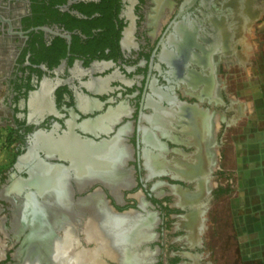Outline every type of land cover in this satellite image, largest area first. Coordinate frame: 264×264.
I'll return each instance as SVG.
<instances>
[{
    "label": "flooded vegetation",
    "instance_id": "obj_1",
    "mask_svg": "<svg viewBox=\"0 0 264 264\" xmlns=\"http://www.w3.org/2000/svg\"><path fill=\"white\" fill-rule=\"evenodd\" d=\"M263 18L264 0H0V130L12 152L0 172V237L14 255L0 264H24L36 245L45 264H73L52 259L60 232L69 226L78 250L87 222L111 229L109 215L124 213L148 227L133 249L146 264L161 262L167 216L192 249L167 263L203 264L218 139L242 116L218 77L244 60V31ZM89 202L100 205L91 214Z\"/></svg>",
    "mask_w": 264,
    "mask_h": 264
},
{
    "label": "rangeland",
    "instance_id": "obj_2",
    "mask_svg": "<svg viewBox=\"0 0 264 264\" xmlns=\"http://www.w3.org/2000/svg\"><path fill=\"white\" fill-rule=\"evenodd\" d=\"M240 43L244 60L240 62L233 58L227 66L222 67L218 77L223 83L224 96L229 102L241 107L242 116L227 125L218 139L217 176L212 185L216 194L205 205V220L200 233V255L204 264L264 263V18L244 31ZM5 137L6 130H0V172L7 170L11 162L12 152L5 143ZM222 190L226 193L219 195ZM87 212L89 213V209ZM3 217H8L5 212ZM3 219L1 223L7 227ZM7 219L9 222L11 218ZM13 221L15 222L14 219ZM162 229L164 236L160 264H168L167 259L175 251L182 256L184 251L192 252L183 243L182 233L178 230L175 219L165 217ZM63 231L54 240L68 234L72 246L70 249L77 251L74 254L76 259L82 264H88L86 248H90L95 242L93 246L100 249L89 230V222L83 230L84 248L77 250L73 247L74 238L69 226ZM0 239L4 243V248L0 247V258H4L3 253H10V257H14L9 248L11 238L8 233L1 235ZM189 239L192 242L193 237ZM57 247L60 248L55 244L52 257ZM43 253L37 245L33 246L31 252L29 249L24 264H27L28 256L29 264H45ZM105 257H100L106 260L105 264H117L112 258L107 257L113 263ZM145 258L147 262L149 254ZM8 264L18 263L13 260Z\"/></svg>",
    "mask_w": 264,
    "mask_h": 264
},
{
    "label": "bare ground",
    "instance_id": "obj_3",
    "mask_svg": "<svg viewBox=\"0 0 264 264\" xmlns=\"http://www.w3.org/2000/svg\"><path fill=\"white\" fill-rule=\"evenodd\" d=\"M53 131V130H52ZM56 134V133H55ZM52 136V135H51ZM49 138V137H48ZM72 139V138H71ZM76 141V140H75ZM49 142V141H48ZM71 142V141H70ZM69 142V143H70ZM71 144V143H70ZM69 144V145H70ZM33 145V144H32ZM62 146V145H61ZM103 148V147H102ZM32 150V149H31ZM33 151V150H32ZM32 153V152H31ZM96 158V157H95ZM28 164V163H27ZM39 166V165H38ZM87 167V166H86ZM28 169V168H27ZM33 169V168H32ZM75 169V168H74ZM76 170V169H75ZM93 176V175H92ZM93 179V178H92ZM105 181V180H104ZM107 183H108V181H107ZM114 182L112 181V183L111 184H113ZM116 183V182H115ZM118 184V183H117ZM115 191V190H114ZM95 194V193H94ZM91 197V196H90ZM100 198V197H99ZM97 199V198H96ZM85 201V200H84ZM98 201V200H97ZM100 201V200H99ZM141 201V200H140ZM92 202H93V200H92ZM85 203H86V201H85ZM96 203V202H95ZM93 204V203H90L89 202V207H87V208H89V213L91 214V213H93L94 212V210H96L95 209V206L98 204V203H96V204ZM63 204V203H62ZM79 204H81V203H79ZM65 205H67V203L65 204ZM64 205V206H65ZM99 205V204H98ZM99 207H100V205H99ZM104 207V206H103ZM63 208H65V207H61L60 208V210H62ZM97 208V207H96ZM98 209V208H97ZM102 209V208H101ZM100 209V210H101ZM103 210V209H102ZM88 211V210H87ZM98 211V210H97ZM102 212V211H101ZM103 212H104V210H103ZM96 213V212H95ZM98 213H99V211H98ZM106 213H107V211H106ZM93 215V214H92ZM96 215V214H95ZM102 215V214H101ZM100 215V216H101ZM51 216H54V215H51ZM104 216H105V213H104ZM118 216V215H117ZM59 217H61V218H68V214L66 213V212H59L58 213V217L57 218H59ZM103 217V216H102ZM113 217V216H112ZM92 218V217H91ZM99 219V218H98ZM98 219H96V220H98ZM137 218H136V215H134V213H124L121 217L119 216V218L118 219H110V215H109V218H108V221L106 220V222H107V224H109V225H116V223H114V221H116V222H122V223H124V225L126 226V228H127V230L126 231H130L129 233H132L131 235H130V237L129 238H131L132 237V239H128V237H127V235H126V237H127V239H124L123 237H122V240H120V239H116L115 241L113 240V241H111V240H109V239H107V238H105V236L101 233V235H102V237L103 238H100L101 240H103V242L102 243H100V249H96V252H94L93 250H92V252L94 253V256H95V253H99L101 256H103L104 254H106L107 256H110L112 259H114V260H116L117 261V264H120V261H123V262H125L126 264H146V254L145 253H143V252H134L133 251V249L135 250V248L133 247L134 245H135V243H138L139 241H144V240H147V238H148V236H150L149 235V231H148V229H146V227H145V229H143L141 226H142V224H141V226H139L138 224V222L140 221L139 220V218H138V222H137V220H136ZM60 221H61V219H59ZM105 220V219H104ZM143 220V219H142ZM99 222V221H98ZM103 222V221H102ZM141 222V221H140ZM95 222L93 221V223L92 222H90L89 221V230L91 231V233L93 234L92 236H94V240L97 242L98 241V238H96L97 237V235L99 234H96L97 233V231H96V225L94 224ZM143 223V222H142ZM150 223V222H149ZM96 224H97V222H96ZM136 224V225H135ZM193 227V226H192ZM88 228V227H87ZM105 228V227H104ZM148 228V227H147ZM86 229V228H85ZM108 229V228H107ZM85 232H88V231H86L85 230ZM121 232V231H120ZM125 232V231H124ZM71 234V233H70ZM95 234H96V237H95ZM115 234V233H114ZM91 236V235H90ZM68 238H70V236L67 234V235H65L63 238H60L59 240H57V241H55L54 242V244L53 245H55V244H57L60 248H58L57 247V249H56V251H55V253L53 254V257H52V259H55V260H61V259H66V258H69L70 260L69 261H72L73 262V264L74 263H78V264H82V262H76L75 261V259H76V257H74L73 255H72V252H71V249H70V244H71V242H69V241H71V240H68ZM76 238V237H75ZM52 245V246H53ZM102 245V246H101ZM72 247V246H71ZM137 247V246H136ZM132 250V251H131ZM67 251H69V255L67 254ZM127 251V252H126ZM141 251V250H140ZM143 251V250H142ZM91 252V251H90ZM90 252H87V258L90 260L91 258H93V256L91 255V253ZM92 253V254H93ZM129 253V254H128ZM128 254V255H127ZM66 256V257H65ZM84 256V255H83ZM98 256V255H97ZM143 256H145L144 257V259L142 260L141 258H143ZM61 258V259H60ZM95 261V260H94ZM55 263H57V264H59L60 262L59 261H54ZM87 263V262H86ZM61 264V263H60Z\"/></svg>",
    "mask_w": 264,
    "mask_h": 264
},
{
    "label": "water",
    "instance_id": "obj_4",
    "mask_svg": "<svg viewBox=\"0 0 264 264\" xmlns=\"http://www.w3.org/2000/svg\"><path fill=\"white\" fill-rule=\"evenodd\" d=\"M119 217H116V218H114V219H118ZM114 223H116V227L114 228V227H112L111 225H109V226H111V229H110V227H109V229H110V231L111 232H109V229H105L103 226H101V224H100V222H99V225H97L98 227H97V232L98 233H102L104 236H105V238H107V239H109V240H111V241H115L116 239H120V240H122V235H120V237H118V234H114L115 232H119L120 233V230H122V232H123V234H126L127 236H129L130 235V231H126L127 230V228H126V226L125 227H122L124 224L122 223V222H115L114 221ZM106 224V223H105ZM118 224H120V226L118 227ZM107 224H106V226H108ZM142 226H143V224H142ZM118 227V229H116ZM143 229H144V227H143ZM125 231V232H124ZM194 231H195V229H194ZM97 233V234H98ZM129 233V234H128ZM130 237V236H129ZM129 239V238H128ZM145 242V241H144ZM140 241L138 242V243H135V245L133 246L134 248H135V246H139V245H141L142 244V242L140 243ZM139 244V245H138ZM102 246V245H101ZM137 248H139V247H137ZM132 251V250H131ZM91 255H92V253H91ZM92 259V258H91ZM91 262V264H93L92 262H93V260L91 261H89V263ZM120 264H126L125 262H123V261H120Z\"/></svg>",
    "mask_w": 264,
    "mask_h": 264
},
{
    "label": "trees",
    "instance_id": "obj_5",
    "mask_svg": "<svg viewBox=\"0 0 264 264\" xmlns=\"http://www.w3.org/2000/svg\"><path fill=\"white\" fill-rule=\"evenodd\" d=\"M225 193H226V191L222 190V191L219 192V195H222V194H225ZM261 264H264V263H261Z\"/></svg>",
    "mask_w": 264,
    "mask_h": 264
},
{
    "label": "crops",
    "instance_id": "obj_6",
    "mask_svg": "<svg viewBox=\"0 0 264 264\" xmlns=\"http://www.w3.org/2000/svg\"><path fill=\"white\" fill-rule=\"evenodd\" d=\"M238 233V232H237ZM258 263V262H257ZM204 264V263H203ZM206 264H213V263H211V262H208V263H206Z\"/></svg>",
    "mask_w": 264,
    "mask_h": 264
}]
</instances>
